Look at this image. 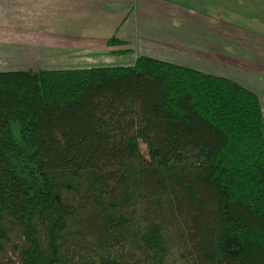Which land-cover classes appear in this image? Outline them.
I'll return each mask as SVG.
<instances>
[{
    "label": "trees",
    "instance_id": "obj_1",
    "mask_svg": "<svg viewBox=\"0 0 264 264\" xmlns=\"http://www.w3.org/2000/svg\"><path fill=\"white\" fill-rule=\"evenodd\" d=\"M12 229L0 264H264L258 95L145 55L0 71V250Z\"/></svg>",
    "mask_w": 264,
    "mask_h": 264
},
{
    "label": "crops",
    "instance_id": "obj_2",
    "mask_svg": "<svg viewBox=\"0 0 264 264\" xmlns=\"http://www.w3.org/2000/svg\"><path fill=\"white\" fill-rule=\"evenodd\" d=\"M195 14L180 6L179 0H0V62L31 65L34 71L129 66L141 55L167 61L160 50H179V23L198 20L199 14ZM230 17L223 18L221 30L237 28L236 40L264 39V26L248 20L232 25ZM208 20L205 18V23ZM111 37L118 41L109 44ZM249 45L240 48L251 59L262 58L257 61L240 55L237 61L242 66L237 69L248 66L257 75L254 82L260 84L264 82V45L258 44L261 47L254 53ZM259 86L262 91L251 90L258 95L263 110L264 85Z\"/></svg>",
    "mask_w": 264,
    "mask_h": 264
},
{
    "label": "rangeland",
    "instance_id": "obj_3",
    "mask_svg": "<svg viewBox=\"0 0 264 264\" xmlns=\"http://www.w3.org/2000/svg\"><path fill=\"white\" fill-rule=\"evenodd\" d=\"M179 3L185 9L196 11L197 14L195 15L199 14V18L198 20L185 19L187 24L179 23L177 33L179 35V50H174L172 53L170 51L167 53L164 50H160L163 53L162 55L168 58L167 61H173L174 63H181L183 65H194L205 69L208 73H221L225 77L231 78L246 86L248 85L253 90L262 91L259 85L263 86L264 82L260 84L255 83V79L253 78L257 75H253L248 66L242 67L245 70L237 69L238 66H242L237 60L240 55L245 59H251L252 57L240 47L252 44L248 48L254 53L257 48L264 45V39L251 41L236 40L237 28L228 29L227 32L221 30L223 18L230 17L231 15L235 17L230 20L232 25L240 26L245 23L243 20L254 21V19L251 20L252 15L262 22L263 20L259 17V13L255 12L251 15L250 11L254 7L252 0H179ZM245 4L247 6H244ZM258 10L264 12V7H258ZM205 18H209L208 23H205ZM258 41H260L258 44L261 46L256 44ZM189 53H195V58L189 55ZM261 58L258 57L256 59L254 57L251 60L256 59L258 61ZM6 70L32 71L33 66L17 63L3 64L0 62V71ZM141 150L147 157V149L143 143L141 144ZM14 232L17 231L12 229L9 237L3 242L0 250V259L2 261L17 259L15 247L20 242L19 236L14 234Z\"/></svg>",
    "mask_w": 264,
    "mask_h": 264
}]
</instances>
